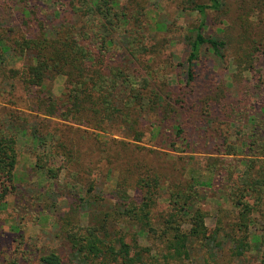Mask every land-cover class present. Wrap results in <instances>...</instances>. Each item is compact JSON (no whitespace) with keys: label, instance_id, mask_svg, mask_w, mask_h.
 <instances>
[{"label":"trees","instance_id":"16d2710c","mask_svg":"<svg viewBox=\"0 0 264 264\" xmlns=\"http://www.w3.org/2000/svg\"><path fill=\"white\" fill-rule=\"evenodd\" d=\"M145 3L8 0V8L16 11V29L0 13V63L10 54L24 60L21 68L10 71L35 112L19 115L9 111L0 120V201L11 192L10 187H17L11 182L21 131L41 143L45 155L64 157L55 168L35 164L55 182L53 186L61 168L73 175L76 184L68 188L73 192L68 204L79 219L72 222L70 216L58 217L53 238L59 245L36 248L33 264H218L225 249L238 259L255 243H264V161L247 162L238 190L228 192L235 212L229 230L220 216L210 229L208 213L200 205L207 198L205 183L182 178L177 168L167 167L170 158L165 152L135 143L142 139L148 119L155 121L151 134H158L163 127L160 122H164L178 141L188 143L186 133L191 127L194 130V125L187 113L195 107L196 99L203 103V114L218 112L226 87L220 82L213 84V72L203 63L205 46L217 57H223L226 48L233 65L249 60L248 72L261 57L264 65V0L257 21L250 18L252 0L190 1L199 21L180 38L184 59L181 86L175 91L169 74L152 67L154 59L160 62L170 50L171 30L152 29L151 43L141 41ZM221 8L231 11L230 22L222 29L224 38L217 39L205 33L206 16L209 9ZM130 60L145 73L130 68ZM57 78L62 80L59 94L52 89ZM203 83L204 92L197 94V85ZM102 133L124 139H103ZM93 160L103 161L102 176L115 174L116 188L123 195L109 192L104 197L93 182L81 194L84 183L79 174ZM160 198L167 206L155 213ZM254 213L261 223L260 235L252 232ZM81 217L87 224L79 221ZM9 264L22 263L13 259Z\"/></svg>","mask_w":264,"mask_h":264},{"label":"rangeland","instance_id":"374dc122","mask_svg":"<svg viewBox=\"0 0 264 264\" xmlns=\"http://www.w3.org/2000/svg\"><path fill=\"white\" fill-rule=\"evenodd\" d=\"M124 1V0H121ZM191 0H146V19L141 23V41L144 44L151 43L152 29L165 30L167 27L171 38L168 49L161 61L153 60L152 67L163 74L168 73L169 80L174 83L173 91L181 86L182 61L184 57V45L180 38L188 27L195 26L199 19L197 11L192 9ZM209 4V0H194ZM8 0H0V13L7 24L13 26L16 11L8 8ZM262 0H252L250 7L251 20L257 21L262 15ZM225 8L220 10L209 9L206 16L205 33L210 37L223 39L222 29L230 22L229 13ZM156 22H160L156 24ZM223 57L215 56L205 46L202 49L203 63L213 72L211 79L214 83H222L226 87V95L221 98L218 112L207 116L203 114V103L200 99L194 101V108L188 111L194 130L188 131L187 142L178 141L174 131L164 122L158 134H151L153 119H148L144 125L143 136L135 142L139 146L157 149L167 154L170 161L168 168H177L182 173V178H195L205 183L206 197L201 207L207 211V226L215 227L216 218L222 219V224L229 230L235 218L234 208L228 192H236L242 182L247 168V162L256 160L264 161V65L262 57L256 62L252 72L246 71L249 60H243L242 64L233 65L229 51L222 49ZM0 63V120L9 111H16L19 115L35 114L31 111L28 94H25L22 84L11 75L12 69L21 68L24 60L7 55ZM128 66L137 72L144 69L131 62ZM170 66L169 70L164 69ZM166 76V77H167ZM180 79H178V77ZM203 84H198L196 93L204 92ZM55 94L62 89V80L57 78L52 87ZM175 94V93H174ZM200 98V96H199ZM191 100V99H189ZM196 109H199L196 111ZM210 120L209 124L208 121ZM50 121L49 126H53ZM221 122V123H219ZM103 139L115 137L124 139L118 134L102 133ZM255 135L258 139L255 140ZM131 140V139H130ZM174 141V145L170 142ZM51 142L48 141V145ZM260 144V145H258ZM18 161L15 167V179L11 182L16 185V190L11 189L0 201V264H9L13 259L22 264H33L36 256V248L45 250L47 247L57 246L54 239L58 232L56 221L62 217L70 216V221L75 222L79 216L71 211L68 204L71 201L72 191L70 186L75 185L72 174H68L64 168L59 171L58 181L49 179L35 164L56 166L64 162V157L45 155L42 144L32 141L31 137L21 131L17 137ZM185 150V151H183ZM246 163V164H245ZM102 160H93L79 178L83 185L81 194L86 193V188L93 182L97 192H104L108 197L109 192H115L118 196L123 191L116 188L115 174H101ZM166 168V167H165ZM167 169V168H166ZM72 175V176H71ZM67 182V183H66ZM210 182V183H209ZM209 183V184H208ZM22 188V190H21ZM76 190L77 188L72 187ZM164 197V195H163ZM166 200L158 199L154 212H162L166 208ZM252 232L261 234L258 215ZM68 219V220H69ZM83 225L87 224L86 218L81 217ZM157 220H153L155 223ZM232 233V231H231ZM234 234V233H232ZM236 234V233H235ZM238 236V234H237ZM63 246L67 244L62 240ZM59 245V244H58ZM227 249L223 251L218 264H264V243H255L238 259L229 255ZM192 264V263H190ZM196 264H202L197 262Z\"/></svg>","mask_w":264,"mask_h":264}]
</instances>
